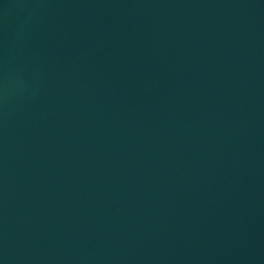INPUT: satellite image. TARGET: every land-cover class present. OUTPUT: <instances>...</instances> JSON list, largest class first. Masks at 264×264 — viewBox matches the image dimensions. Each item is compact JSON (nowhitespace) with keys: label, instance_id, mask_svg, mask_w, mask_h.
<instances>
[{"label":"water","instance_id":"1","mask_svg":"<svg viewBox=\"0 0 264 264\" xmlns=\"http://www.w3.org/2000/svg\"><path fill=\"white\" fill-rule=\"evenodd\" d=\"M0 264H264V0H0Z\"/></svg>","mask_w":264,"mask_h":264}]
</instances>
